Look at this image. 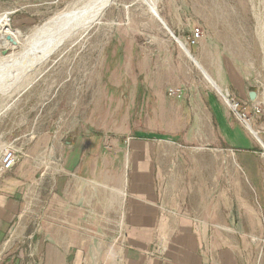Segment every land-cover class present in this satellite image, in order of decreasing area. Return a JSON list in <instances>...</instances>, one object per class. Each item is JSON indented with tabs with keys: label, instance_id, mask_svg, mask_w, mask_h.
Here are the masks:
<instances>
[{
	"label": "rangeland",
	"instance_id": "374dc122",
	"mask_svg": "<svg viewBox=\"0 0 264 264\" xmlns=\"http://www.w3.org/2000/svg\"><path fill=\"white\" fill-rule=\"evenodd\" d=\"M74 1L0 0V16L8 14L18 34L0 46V59L24 51ZM154 1L113 0L48 60L0 85V194L22 191L31 210L39 189L44 199L68 171L65 154L77 161L75 173L87 174L103 165L113 142L128 160L140 142L154 153L157 185L189 191L187 203L202 212L215 205L222 217L231 204L239 215L244 200L264 204V50L257 35L263 0H157L158 16ZM196 28L202 34L193 41ZM227 98L240 103L248 124ZM9 149L16 162L3 170ZM32 222L6 243L15 255L37 256L28 238ZM206 226L231 234L246 228ZM242 248L246 264H264V241L250 239Z\"/></svg>",
	"mask_w": 264,
	"mask_h": 264
},
{
	"label": "crops",
	"instance_id": "0c3cea01",
	"mask_svg": "<svg viewBox=\"0 0 264 264\" xmlns=\"http://www.w3.org/2000/svg\"><path fill=\"white\" fill-rule=\"evenodd\" d=\"M113 145L103 153V165L97 161L100 168H88L87 174L75 173L77 161L65 154L68 171L55 178L46 199L39 189L31 210L22 191L0 194V252L8 249L0 264H246L242 247L250 239L264 241L263 203L244 200L239 215L231 204L222 217L215 205L202 212L187 203L189 191L157 185L159 172L147 147L133 143L134 153L140 152L131 154V164L119 144ZM29 220L37 256L26 258L6 243ZM211 223L246 228L241 234L212 232L206 226Z\"/></svg>",
	"mask_w": 264,
	"mask_h": 264
},
{
	"label": "bare ground",
	"instance_id": "6f19581e",
	"mask_svg": "<svg viewBox=\"0 0 264 264\" xmlns=\"http://www.w3.org/2000/svg\"><path fill=\"white\" fill-rule=\"evenodd\" d=\"M112 2L113 0H75L66 12L45 23L35 34L36 39L24 51L11 53L0 59V85L9 84L32 67L40 66L64 42L100 19ZM151 10L155 15H159L157 0L152 3ZM9 22L8 14L0 16V46L9 45L8 35H18L14 29L8 27ZM257 35L264 50V15L258 20ZM180 43L186 48L183 42ZM227 100L233 106L230 99ZM249 128L254 132L252 127Z\"/></svg>",
	"mask_w": 264,
	"mask_h": 264
},
{
	"label": "built area",
	"instance_id": "2783aa9c",
	"mask_svg": "<svg viewBox=\"0 0 264 264\" xmlns=\"http://www.w3.org/2000/svg\"><path fill=\"white\" fill-rule=\"evenodd\" d=\"M201 34L202 32L200 28H196L194 31L193 38L192 36H189V38L195 41V39L197 37L199 38ZM177 93H178L177 90L170 89V95L175 96ZM229 99L233 105L232 109L238 113L239 117H241V119L244 120L246 124H248V121H249L248 115L245 112L239 110L240 103L238 101L235 102L234 98H229ZM15 162H16V154L13 150L9 149L3 153L2 161H1V166L3 170L10 169L15 164Z\"/></svg>",
	"mask_w": 264,
	"mask_h": 264
},
{
	"label": "water",
	"instance_id": "95a60500",
	"mask_svg": "<svg viewBox=\"0 0 264 264\" xmlns=\"http://www.w3.org/2000/svg\"><path fill=\"white\" fill-rule=\"evenodd\" d=\"M164 23V22H163ZM165 24V23H164ZM166 25V24H165ZM172 33V35L176 38V40H177V37L174 35V33L173 32H171ZM8 38L9 39H12V37L10 36V35H8ZM188 53L190 54V56H191V58H193V60L195 61V63L200 67V68H202V66L199 64V62L194 58V56L188 51ZM202 70H204L203 68H202ZM205 71V70H204ZM205 73L209 76V74L205 71ZM210 77V76H209ZM211 78V77H210ZM213 80V79H212ZM250 98L251 99H255V97H256V92L255 91H251L250 92Z\"/></svg>",
	"mask_w": 264,
	"mask_h": 264
}]
</instances>
